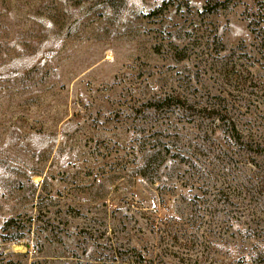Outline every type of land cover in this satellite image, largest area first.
I'll use <instances>...</instances> for the list:
<instances>
[{
    "label": "rangeland",
    "instance_id": "374dc122",
    "mask_svg": "<svg viewBox=\"0 0 264 264\" xmlns=\"http://www.w3.org/2000/svg\"><path fill=\"white\" fill-rule=\"evenodd\" d=\"M263 35L264 0H0V264H264Z\"/></svg>",
    "mask_w": 264,
    "mask_h": 264
},
{
    "label": "trees",
    "instance_id": "16d2710c",
    "mask_svg": "<svg viewBox=\"0 0 264 264\" xmlns=\"http://www.w3.org/2000/svg\"><path fill=\"white\" fill-rule=\"evenodd\" d=\"M205 260L206 259L203 251L194 249L192 251L190 250L188 251L186 260H177L175 264H205L206 263ZM130 264H157V262L154 259H152V256H150L148 259H145L144 257L139 258L134 256V258H130ZM246 264H251V263H246Z\"/></svg>",
    "mask_w": 264,
    "mask_h": 264
}]
</instances>
